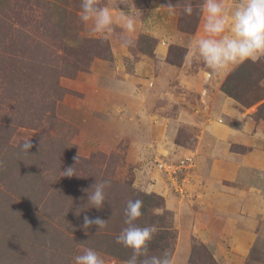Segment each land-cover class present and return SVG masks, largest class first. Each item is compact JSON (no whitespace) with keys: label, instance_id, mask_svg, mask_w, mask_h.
Masks as SVG:
<instances>
[{"label":"rangeland","instance_id":"374dc122","mask_svg":"<svg viewBox=\"0 0 264 264\" xmlns=\"http://www.w3.org/2000/svg\"><path fill=\"white\" fill-rule=\"evenodd\" d=\"M188 2L191 16L183 12ZM238 2L222 0L227 9ZM168 3L99 0L114 18V31L101 34L92 31L91 21L80 20L81 0H0V264H75L86 248L96 250L105 264H125L132 250L116 237L126 226V202L141 194L158 197L162 206L138 225L162 230L172 220L167 231L176 234L172 264H264V203L252 213L237 207L241 193L247 194L246 204L256 194L252 187L264 198V177L250 175L251 186L223 177L216 183L227 186L233 205L223 214L208 211H221L208 190L219 178L211 172L216 150L225 152L219 159L252 158V152L264 159V145L241 143L243 135H253L241 129L248 119L260 124L264 135V58L213 73L190 55L194 41L206 36L203 0H171L174 14ZM121 12L134 19L133 33L116 22ZM124 39L132 46L125 47ZM240 66L248 77L234 74ZM111 71L112 79L125 72L136 78L147 99L134 106L124 98V107H115L111 93L101 91L100 73ZM229 78L242 80L233 84L239 101L221 90ZM142 109L146 132L136 124ZM216 125L244 133L236 137L231 130L223 143L207 138ZM27 140L33 144L28 152L21 149ZM197 157L208 162L200 166ZM68 167L75 176H62ZM102 180L111 183L98 210L84 190ZM85 215L108 225L92 226L86 234ZM240 215L251 220V241L243 234L233 239L225 230L230 217L238 223ZM157 240L155 234L150 255L163 253Z\"/></svg>","mask_w":264,"mask_h":264},{"label":"clouds","instance_id":"9594fccd","mask_svg":"<svg viewBox=\"0 0 264 264\" xmlns=\"http://www.w3.org/2000/svg\"><path fill=\"white\" fill-rule=\"evenodd\" d=\"M169 14H174L175 5L166 6ZM80 20L84 23L91 21L92 31L110 34L114 31V18L107 7H101L99 0H81ZM184 14L191 16L193 7L188 2ZM203 28L206 36L194 41L190 55L201 60L213 73H221L234 69L246 61L253 63L264 58V0H239L231 9L224 7L222 0H203L201 5ZM119 22L128 33L135 31L134 19L121 12ZM124 46H132L131 39L123 40ZM33 147L31 140L21 145L28 152ZM78 157V156H77ZM77 157L75 158L77 160ZM2 168V164H0ZM62 176L72 177L74 167L64 170ZM110 181H96L91 190L85 189L88 204L101 209L106 200V188ZM144 202L142 199H129L124 209V224L116 243L132 250L125 264H172V258L167 250L161 255H150V244L158 229L154 225L140 226L136 222L143 216ZM79 215V214H78ZM108 220L99 216L83 217L82 228L87 230L96 226L104 229ZM75 264H105L104 259L92 248H86L81 255L74 257Z\"/></svg>","mask_w":264,"mask_h":264},{"label":"crops","instance_id":"0c3cea01","mask_svg":"<svg viewBox=\"0 0 264 264\" xmlns=\"http://www.w3.org/2000/svg\"><path fill=\"white\" fill-rule=\"evenodd\" d=\"M116 22L119 23V26H122V25H120L121 23L118 20H116ZM122 28H123V26H122ZM160 46H162V45H160ZM163 52H165V51L163 50ZM112 73H113L112 71L100 73L101 78L105 79L103 90H101V91H104L106 94L111 93V97L113 98V100L116 99L115 103L113 104L115 107H116V104H117V108L124 107V103H123L124 98L131 100L133 102L134 106L136 105V103L138 105L139 102H142V101H144V99H147L148 96H147V94H145V88L143 86L140 89H139V87H137L138 82L136 81L137 80L136 78H132L131 75H128V73L125 72V74L123 75L124 78H122V76H121V78L116 77L115 79H112V77H113ZM114 85H115V88H114ZM108 87H110V88H108ZM139 95H140V97H139ZM127 96H129V97H127ZM110 104H112V103H110ZM140 117L141 118L136 119V124L138 125V129L140 131L146 132L148 130L145 128L144 124H141V121L143 120L142 117H144V119L147 118V115H145L144 109H142ZM151 118H153V117L151 116ZM158 124H160V122H158ZM156 126H158V125H156ZM210 127L211 128L209 131V135L207 136V138H210V139H213V140L219 139V142L221 140V142L223 143L225 139L232 137L231 130L236 133L235 136L237 137V136H239L240 133H244L243 131H241V129H243V127H244V128H246V130L247 129L251 130L250 134L253 133V135H248L246 137L243 135V140H241L242 141L241 143L244 144V142H245V144H250V141H253L254 144L257 145L258 147H261L264 145V135H263V132L261 133L260 129H259L261 127V125L258 123H252L250 119H248L247 124H246V122H242L240 130H238L236 128H231V125L230 126L229 125L228 126H222V125L217 126L216 125V126H213V127L210 126ZM229 128H230V130H229ZM259 150H256V151H259ZM262 153L264 154V152H262ZM186 154L193 155V153H191L190 151H187ZM221 154H225V152H221V151L216 150L215 153L213 154V157H215L212 161L214 168L211 172H213V174H212L213 176H217L219 178H217V180L211 181L212 183H210V186H209L210 189H208L210 192L209 198L213 199V201L214 200L218 201V203L216 202V205L218 204V206H220L221 211L217 207L209 208L208 211L209 212H215V213L217 211H219V213L223 214L224 211L227 212L226 208L233 205V203L228 198L229 194L225 193L227 186L220 184L221 187H218V184L216 182L222 181L223 177H227L232 182H235V181H233L234 179L236 181H237V179H239L238 182L241 185H243V183H245V184L248 183V185L250 184V186H251L252 182L248 181L250 175L251 176L256 175V177H258L257 180H259L260 177H264V176H262V175H264V159L261 158V156H263V155L259 156V154L258 155L256 154L255 156H253L254 152H252V155L250 154L252 156V158L246 157V154H245V156L242 155L240 157V159L237 157L234 158V157H228V156L223 157V159H219L221 157H217V156H219ZM205 158L197 157L196 160H198L197 161L198 165L202 166L203 163L205 164L204 161L208 162V160ZM235 159H238V160H235ZM232 160H234L235 162ZM220 166H222V167H220ZM252 169H254V171H256V174H252V171H253ZM198 170H200V168ZM202 173H203V171L202 172L200 171L199 176H202L203 175ZM212 175L210 176L209 179H216ZM201 179H203V177ZM252 189L254 191H257L256 194L251 195L250 199L247 201V204H246L243 202L242 199L247 194L241 193V196L239 197V199H241V203H240V205L237 206V207H240V209L242 208L241 209L242 211L245 210L247 213L248 212L249 213L254 212V208L256 206H260L261 203H264V198L263 197L261 198L258 195L260 193L258 191L259 187L257 189L252 187L251 190ZM241 191H243V190L241 189ZM256 210H258V209H256ZM239 217L240 218L238 219V221H240V222L236 223L237 219L230 217L229 221L231 224L227 223L226 224L227 227L224 226L225 230H228V232H227L228 235L233 234V239H235V236L243 234L242 237L249 239L250 241L253 240V237H254L253 234L254 233L249 232V229H248V225L251 223L250 222L251 220L248 219V217L246 215H244V217L240 215ZM241 217H242V219H241ZM242 227L244 229H242ZM238 249L240 252L242 251L241 254L246 252V247L242 248V244H240V243H239Z\"/></svg>","mask_w":264,"mask_h":264},{"label":"trees","instance_id":"16d2710c","mask_svg":"<svg viewBox=\"0 0 264 264\" xmlns=\"http://www.w3.org/2000/svg\"><path fill=\"white\" fill-rule=\"evenodd\" d=\"M235 75L237 74L238 76H242V78L244 79L245 77H248V74L246 73V71L243 69V66H240L234 73ZM235 79H227L222 87H221V90L222 92H224L226 95L236 99L239 101V98L238 96L235 95V93L233 92V84L235 83H239L241 82L242 80H237V81H234ZM235 86V85H234ZM140 198L143 200L144 202V206H143V215H145L146 213H148V211H151V210H154V209H159L162 204L161 203H158L156 200L159 201V198L156 197V196H153V195H150V194H141L140 195ZM8 211V210H7ZM159 220H162V222L165 221V219L163 217H160L159 216ZM172 223V220H169V224H165L163 223V227H162V230H161V227L159 225L155 226L158 231L156 233V236L158 238V240L156 241V243L159 245V248L162 250V252L164 250H167L170 255H171V258L173 257V253H172V241H174L176 239V234L175 233H167V231H169L171 228H172V225H170ZM173 229V228H172ZM167 234L168 236L165 238L168 240L166 242V239L164 238V235ZM165 241V242H164ZM174 243V242H173ZM124 250V248H122V251ZM112 255H114L115 257H118V258H121V259H124L123 256H121L119 253L117 252H111Z\"/></svg>","mask_w":264,"mask_h":264},{"label":"built area","instance_id":"2783aa9c","mask_svg":"<svg viewBox=\"0 0 264 264\" xmlns=\"http://www.w3.org/2000/svg\"><path fill=\"white\" fill-rule=\"evenodd\" d=\"M176 171V170H175Z\"/></svg>","mask_w":264,"mask_h":264}]
</instances>
